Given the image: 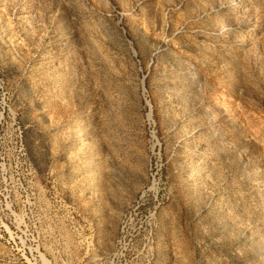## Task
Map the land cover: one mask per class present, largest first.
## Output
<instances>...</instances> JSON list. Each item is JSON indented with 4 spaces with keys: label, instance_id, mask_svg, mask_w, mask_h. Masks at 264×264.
Segmentation results:
<instances>
[{
    "label": "rangeland",
    "instance_id": "rangeland-1",
    "mask_svg": "<svg viewBox=\"0 0 264 264\" xmlns=\"http://www.w3.org/2000/svg\"><path fill=\"white\" fill-rule=\"evenodd\" d=\"M0 264H264V0H0Z\"/></svg>",
    "mask_w": 264,
    "mask_h": 264
},
{
    "label": "bare ground",
    "instance_id": "bare-ground-1",
    "mask_svg": "<svg viewBox=\"0 0 264 264\" xmlns=\"http://www.w3.org/2000/svg\"><path fill=\"white\" fill-rule=\"evenodd\" d=\"M200 175V174H199ZM196 178V177H195ZM197 180H199L198 178H197Z\"/></svg>",
    "mask_w": 264,
    "mask_h": 264
}]
</instances>
